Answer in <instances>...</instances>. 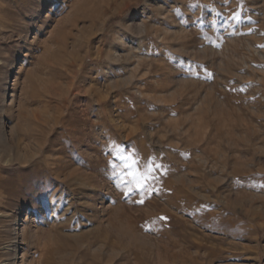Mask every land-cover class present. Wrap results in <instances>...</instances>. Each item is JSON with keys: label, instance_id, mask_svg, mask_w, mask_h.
Wrapping results in <instances>:
<instances>
[{"label": "rangeland", "instance_id": "rangeland-1", "mask_svg": "<svg viewBox=\"0 0 264 264\" xmlns=\"http://www.w3.org/2000/svg\"><path fill=\"white\" fill-rule=\"evenodd\" d=\"M0 264H264V0H0Z\"/></svg>", "mask_w": 264, "mask_h": 264}, {"label": "snow or ice", "instance_id": "snow-or-ice-1", "mask_svg": "<svg viewBox=\"0 0 264 264\" xmlns=\"http://www.w3.org/2000/svg\"><path fill=\"white\" fill-rule=\"evenodd\" d=\"M234 18L238 20V19H239V14H236V15L234 16ZM138 187H140L141 189H143L144 185H143V184H139ZM126 194H127V193H126ZM143 202H144L143 200H140V201H139V203H143ZM161 219H166V218H163V217H162Z\"/></svg>", "mask_w": 264, "mask_h": 264}]
</instances>
